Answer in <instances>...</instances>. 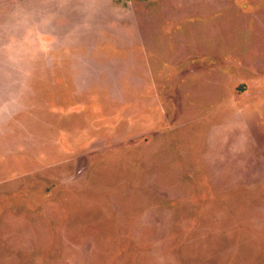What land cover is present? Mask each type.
<instances>
[{
	"label": "rangeland",
	"instance_id": "rangeland-1",
	"mask_svg": "<svg viewBox=\"0 0 264 264\" xmlns=\"http://www.w3.org/2000/svg\"><path fill=\"white\" fill-rule=\"evenodd\" d=\"M0 8V264H264V0Z\"/></svg>",
	"mask_w": 264,
	"mask_h": 264
},
{
	"label": "crops",
	"instance_id": "crops-1",
	"mask_svg": "<svg viewBox=\"0 0 264 264\" xmlns=\"http://www.w3.org/2000/svg\"><path fill=\"white\" fill-rule=\"evenodd\" d=\"M1 1V0H0ZM1 3H3V2H1ZM22 5V4H21ZM0 10H4L5 11V9H2V8H0ZM1 14H2V12H0Z\"/></svg>",
	"mask_w": 264,
	"mask_h": 264
}]
</instances>
